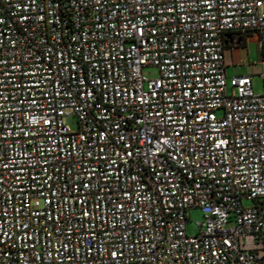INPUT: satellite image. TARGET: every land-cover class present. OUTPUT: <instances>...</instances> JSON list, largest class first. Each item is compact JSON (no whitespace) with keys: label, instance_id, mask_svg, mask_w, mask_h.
Masks as SVG:
<instances>
[{"label":"built area","instance_id":"1","mask_svg":"<svg viewBox=\"0 0 264 264\" xmlns=\"http://www.w3.org/2000/svg\"><path fill=\"white\" fill-rule=\"evenodd\" d=\"M252 33L264 0H0V264H264Z\"/></svg>","mask_w":264,"mask_h":264},{"label":"crops","instance_id":"2","mask_svg":"<svg viewBox=\"0 0 264 264\" xmlns=\"http://www.w3.org/2000/svg\"><path fill=\"white\" fill-rule=\"evenodd\" d=\"M253 42H258V45L252 53L250 45ZM260 42L261 35L254 33L239 37L237 43H234L233 38L230 36L226 39L225 57L228 76L250 75L254 77L256 68L264 67L261 63L263 48L260 47Z\"/></svg>","mask_w":264,"mask_h":264},{"label":"rangeland","instance_id":"3","mask_svg":"<svg viewBox=\"0 0 264 264\" xmlns=\"http://www.w3.org/2000/svg\"><path fill=\"white\" fill-rule=\"evenodd\" d=\"M263 43H264V35H263ZM258 42H253L250 45L252 53L255 51ZM143 76L147 80H154L159 77V71L153 66H147L142 71ZM264 73V67H257L255 76L253 77V85L254 92L258 95L264 94V78L261 74ZM68 124L73 131H78L79 123L76 116H72L68 119ZM253 203L249 201L244 202L245 207L252 206ZM189 221L187 223V233L189 236L193 237L198 233V224L203 223L205 221L204 214L200 209H191L188 212Z\"/></svg>","mask_w":264,"mask_h":264},{"label":"water","instance_id":"4","mask_svg":"<svg viewBox=\"0 0 264 264\" xmlns=\"http://www.w3.org/2000/svg\"><path fill=\"white\" fill-rule=\"evenodd\" d=\"M227 38H229V36H227Z\"/></svg>","mask_w":264,"mask_h":264}]
</instances>
